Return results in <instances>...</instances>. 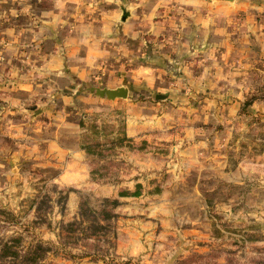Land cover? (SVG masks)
<instances>
[{
  "label": "rangeland",
  "instance_id": "rangeland-1",
  "mask_svg": "<svg viewBox=\"0 0 264 264\" xmlns=\"http://www.w3.org/2000/svg\"><path fill=\"white\" fill-rule=\"evenodd\" d=\"M233 3L244 7L227 15L238 39L247 9L264 21V0H0L1 246L13 238L22 253L43 245L48 251L36 264H264V112L244 110L246 101L254 108L264 98V72L242 74L239 48L218 64L225 53L196 22L209 19L212 6ZM113 15L120 42L156 59L149 74L121 60L120 72L137 70L128 81L97 72L60 78L37 61L45 43L36 32L58 38L54 48L64 51L76 23L96 28ZM132 20L129 36L123 25ZM24 27L34 36L21 43L15 30ZM118 87L128 97L96 93ZM164 88L208 107L198 108V122L191 114L181 125H162L160 138L130 137L133 104L158 102ZM233 103L240 108L230 113ZM187 125H196L195 139L216 142L218 171L183 163ZM104 207L114 217L101 239L80 232L89 222L68 227L82 212L101 217ZM84 251L94 256L69 253Z\"/></svg>",
  "mask_w": 264,
  "mask_h": 264
},
{
  "label": "crops",
  "instance_id": "crops-1",
  "mask_svg": "<svg viewBox=\"0 0 264 264\" xmlns=\"http://www.w3.org/2000/svg\"><path fill=\"white\" fill-rule=\"evenodd\" d=\"M207 6L211 7L212 5ZM238 9H244V7L240 6L238 3L220 4L217 5L216 9L215 6H212L210 11L213 15H210L209 19H202L200 16L197 18L196 22L199 23V30H203L204 32L207 30V35L213 33L214 37L211 42H213L214 49L220 48L225 53L224 60H222V62L220 61L218 64H224L226 63V59H232L234 48H239L240 53L238 56L240 59L235 60H239L241 66L244 67L242 74L249 75L253 68H257L264 72V21L258 20L256 17L257 11L247 9L245 13V23L243 27H241V37L236 39L232 36L231 30L229 29L230 27L227 26V19L228 16L234 14ZM153 11L155 15V10H152V12ZM152 12L151 15H153ZM114 15L106 19L103 25H97L96 28H93L89 21L76 23L62 41L64 44V51L55 49L54 46H57L59 43H57L58 38L51 39V36L41 31L43 29L41 28V32L35 33V38L39 40L44 38L45 46L41 48L43 58H39L37 61H39L41 65H44L48 71L52 72L54 76L60 78H62L61 76L67 78L72 74H77L84 78L97 72L95 74L97 78L104 77L108 79V82H112L115 75L122 76V78H118L117 83L124 80L128 81L126 78H133L137 70L132 72L127 71L125 73L120 72L122 68H119L120 64L118 61L121 60L138 62L140 66L139 70L145 74H149L157 67L156 59L152 56H146L145 54L140 55L136 53L133 55L132 49H129L130 43L127 47V45L125 46L120 42L121 37L115 23ZM135 22L136 20H132L129 24L123 25L125 32L128 33L129 36L135 35ZM24 30L30 32L28 27L15 30L21 39V43L33 39L34 36L33 34L30 35V33L26 34L27 31L25 33L26 35H24ZM107 35L116 36V38L113 39L114 43L109 44L104 42V37ZM24 36L29 37V39H24ZM112 64L118 66L117 70L113 68ZM99 69L102 72L99 73ZM112 75L114 76L112 77ZM229 76H231V72ZM208 81L210 82V79ZM113 84L114 83H112L111 86H114ZM160 93L157 92L156 95V97H158V99H156L159 100L158 102L142 100L139 103L136 102L133 104V108H131V122L127 125V132L130 137L143 138L148 137L150 134V140L152 138H158L157 136L162 133V125H181L191 114L193 115L189 119L191 123H195L198 116L202 115L199 109L208 107L207 105H199V102H195L194 105H188L187 103L190 101L189 99L191 97L186 94L178 95L177 92L176 94H169L168 90L165 91V88ZM207 97L208 96L205 97L206 100L204 103L207 102V104L209 103L211 106L213 100ZM167 100H169L172 105L167 103ZM178 103L181 105H178ZM228 108L229 112L233 113L237 112L240 106L233 103V105H229ZM247 108L250 111L264 112V98H261L260 101L256 103V107L252 108L250 105ZM176 114L180 115L179 118L176 117ZM210 114L211 108L209 107L208 115ZM171 121H173L172 123L174 124H172ZM198 121L199 120H197V122ZM192 129L196 130V125H187L184 130L185 135L182 137L187 140V144L180 150L183 163L192 167L194 166L193 164H197L200 169L208 167L209 169L218 171L221 166L220 162L222 163L223 160L212 154V148L215 147L216 142L195 139ZM160 137L161 136H159V138ZM178 144L182 145V142L179 141ZM141 196L142 195H140V197ZM123 198L125 199V197Z\"/></svg>",
  "mask_w": 264,
  "mask_h": 264
},
{
  "label": "trees",
  "instance_id": "trees-1",
  "mask_svg": "<svg viewBox=\"0 0 264 264\" xmlns=\"http://www.w3.org/2000/svg\"><path fill=\"white\" fill-rule=\"evenodd\" d=\"M254 102V100L251 101H246L245 105H244V110L252 105ZM89 149V148H88ZM106 203H115V202H111V201H107ZM82 210L85 212H93V213H97V211H95L94 209L88 207V206H84L82 205ZM1 209H0V213H1ZM102 214L101 217L99 216H93V217H87L86 219L84 218L83 212H82V217L80 220L78 221H74L72 223L68 224V227L70 228V230L72 231H76L77 228H80L81 225L80 224H84V223H90L89 226L86 225V227L83 225V227H81L80 232L82 234H84L87 231H92V233H89V235H87V238H91V236H96V237H100L99 239H101L102 235H99V233L101 232L100 229H103L104 231H106L110 226V221L111 219L114 217V215L106 208L104 207V209L101 210ZM99 228V229H98ZM88 234V233H87ZM19 242L20 239L18 238H13L7 242H5L1 247H0V264H36L37 261H39L44 254L48 251V248L44 247L41 244H37L34 247H31L27 252L22 253L18 247H19ZM71 256L73 257H83V256H94L93 254L87 253V251H84V254L79 256L76 255L72 252H69Z\"/></svg>",
  "mask_w": 264,
  "mask_h": 264
},
{
  "label": "water",
  "instance_id": "water-1",
  "mask_svg": "<svg viewBox=\"0 0 264 264\" xmlns=\"http://www.w3.org/2000/svg\"><path fill=\"white\" fill-rule=\"evenodd\" d=\"M128 17V14H125L122 17V20L125 21ZM96 93L102 97H107L109 99H116V98H126L128 97V89L125 87H118L115 89L110 88H97Z\"/></svg>",
  "mask_w": 264,
  "mask_h": 264
}]
</instances>
